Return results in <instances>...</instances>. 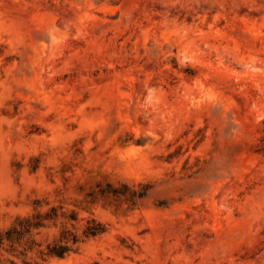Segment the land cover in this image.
Returning <instances> with one entry per match:
<instances>
[{
    "label": "rangeland",
    "instance_id": "374dc122",
    "mask_svg": "<svg viewBox=\"0 0 264 264\" xmlns=\"http://www.w3.org/2000/svg\"><path fill=\"white\" fill-rule=\"evenodd\" d=\"M0 264H264V0H0Z\"/></svg>",
    "mask_w": 264,
    "mask_h": 264
},
{
    "label": "trees",
    "instance_id": "16d2710c",
    "mask_svg": "<svg viewBox=\"0 0 264 264\" xmlns=\"http://www.w3.org/2000/svg\"><path fill=\"white\" fill-rule=\"evenodd\" d=\"M59 255H61L60 253H58Z\"/></svg>",
    "mask_w": 264,
    "mask_h": 264
}]
</instances>
